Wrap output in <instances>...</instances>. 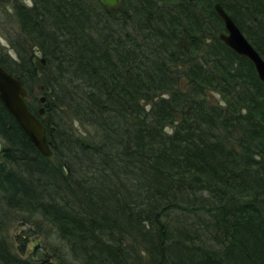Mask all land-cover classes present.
<instances>
[{"label": "trees", "instance_id": "1", "mask_svg": "<svg viewBox=\"0 0 264 264\" xmlns=\"http://www.w3.org/2000/svg\"><path fill=\"white\" fill-rule=\"evenodd\" d=\"M2 1L0 65L51 151L0 104L4 215L54 233L57 264H264V84L212 9L264 61V0ZM0 264L33 262L0 237Z\"/></svg>", "mask_w": 264, "mask_h": 264}, {"label": "water", "instance_id": "2", "mask_svg": "<svg viewBox=\"0 0 264 264\" xmlns=\"http://www.w3.org/2000/svg\"><path fill=\"white\" fill-rule=\"evenodd\" d=\"M101 6L106 8H114L118 0H96ZM214 13L217 15L223 26V33L218 36L219 41L226 46L234 54L246 59L252 66L256 78L264 84V61L244 38L232 20L216 3L212 6ZM25 90L20 81L11 74L4 71L0 66V104L4 110L13 118L19 129L26 136L34 148L44 157H50L51 151L46 143V133L44 125L49 124V118L44 116L39 122L33 116L24 102ZM40 103L43 98H40ZM36 115L42 117L44 115L43 107L39 108ZM1 152V144H0ZM36 248V243L31 245ZM31 250V249H30ZM30 250H27L29 253ZM45 251V248H41ZM51 256L47 255L42 264H53Z\"/></svg>", "mask_w": 264, "mask_h": 264}, {"label": "rangeland", "instance_id": "3", "mask_svg": "<svg viewBox=\"0 0 264 264\" xmlns=\"http://www.w3.org/2000/svg\"><path fill=\"white\" fill-rule=\"evenodd\" d=\"M4 8H8V3H3L2 1L0 3V48H7L4 50L9 51L8 40L2 37L4 35L3 26L5 27V29L8 28V26L4 25L5 19L4 15H2V10ZM8 12L10 13L11 11ZM35 94L37 98L40 97V94L38 92H35ZM214 100L217 101V98L215 97ZM34 107L35 106L32 105L31 109H33ZM79 132L84 134L85 130L83 131V129H79ZM87 132L89 134V137L91 138V131L87 130ZM24 218L25 217L22 214H12L11 216L7 217L4 215V211L0 206V237L7 239L12 247V250L17 253L22 259L28 260L31 263L33 262V264H39V261L37 260L43 259L42 252L40 250H37V252L32 256L27 252V250L32 249L30 241L34 240L33 242H35L36 244H40L46 249V253L52 257L51 262L53 264H57V258L61 257V253H64L65 248L61 247L56 235L49 231L45 233V228L43 227H35L33 226V224L23 222L22 219ZM19 237H24L25 240L21 241L19 240ZM21 245L23 248H20L21 250L17 251V248H19V246Z\"/></svg>", "mask_w": 264, "mask_h": 264}, {"label": "flooded vegetation", "instance_id": "4", "mask_svg": "<svg viewBox=\"0 0 264 264\" xmlns=\"http://www.w3.org/2000/svg\"><path fill=\"white\" fill-rule=\"evenodd\" d=\"M26 8H30L31 7V3H30V1L29 0H19ZM118 2H119V0H118ZM118 4V3H117ZM117 6V5H116ZM115 6V7H116ZM8 11H10V5L8 4V8H4L3 10H2V15H4V14H10ZM5 19V18H4ZM4 21H6V19L4 20ZM3 36L2 37H4L5 39H7V38H11V37H14V34L12 33V31L10 30L11 28L10 27H8V28H6L5 29V27L3 26ZM10 34V35H9ZM9 49V53L11 52V50H10V47H8ZM4 49H7V48H4ZM7 51V50H6ZM1 66V65H0ZM2 67V66H1ZM5 71V70H4ZM6 72V71H5ZM10 74V73H9ZM12 75V74H11ZM13 77H15V76H13ZM15 78H17V77H15ZM18 79V78H17ZM19 80V79H18ZM20 81V80H19ZM20 83H21V81H20ZM21 85H22V83H21ZM23 87V86H22ZM24 89V88H23ZM25 90V89H24ZM34 95H36L35 94V92H33V97L32 98H36L38 101L40 100V98H42V97H39V98H37L36 96H34ZM29 98V96H28V94H27V91H25V98H24V102H25V104L27 103V99ZM43 103V102H42ZM41 103V104H42ZM2 106V105H1ZM27 106V105H26ZM41 108V107H40ZM4 109V108H3ZM28 109V108H27ZM39 109V108H38ZM29 110V109H28ZM29 112L33 115V116H35L36 118H37V120L40 122L41 121V118H43L44 116H46L45 114L42 116V117H39V116H37V115H34L30 110H29ZM37 112V111H36ZM0 144H1V152H0V156L2 155V152H3V144H2V141L0 140ZM19 240H21V241H24L25 240V238L24 237H19ZM33 241L34 240H31L30 241V244L32 245V243H33ZM32 247V246H31ZM43 246H41L40 244H36V248H33L32 247V249L30 250V252L28 253L29 255H34L36 252H37V250H40L41 252H42V257H43V259H38L37 261H39V264H42V261L46 258V256L48 255L47 253H46V249H45V251H42L41 250V248H42ZM20 248H23L22 247V245L21 246H19V248H17V251H19V250H21ZM52 258V257H51ZM51 260V259H50Z\"/></svg>", "mask_w": 264, "mask_h": 264}]
</instances>
